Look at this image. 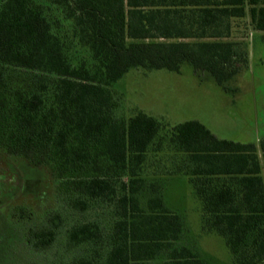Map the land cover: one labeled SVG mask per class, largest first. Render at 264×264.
<instances>
[{
    "label": "trees",
    "instance_id": "obj_1",
    "mask_svg": "<svg viewBox=\"0 0 264 264\" xmlns=\"http://www.w3.org/2000/svg\"><path fill=\"white\" fill-rule=\"evenodd\" d=\"M249 33L264 42V0H0V172L42 167L54 188L39 220L21 204L8 220L69 264H207L164 199L182 175L229 264H264V137L127 115L112 88L186 64L230 91Z\"/></svg>",
    "mask_w": 264,
    "mask_h": 264
},
{
    "label": "rangeland",
    "instance_id": "obj_2",
    "mask_svg": "<svg viewBox=\"0 0 264 264\" xmlns=\"http://www.w3.org/2000/svg\"><path fill=\"white\" fill-rule=\"evenodd\" d=\"M236 39L246 43L248 64L230 82V91L226 92L207 74L194 72L186 64L179 72L131 69L112 87L121 101V111L129 115L141 110L168 124L196 119L218 137L254 141L258 146L259 139L264 137V42L259 34L251 33ZM6 167L0 172L4 185V205L0 207V264H69L68 252H64L62 245L39 250L27 236L26 223L8 220L13 205L19 204L38 220L44 216L54 195L48 173L42 167ZM164 187L166 205L185 219L182 242L197 247L207 264H229L221 239L200 232L198 205L184 176L170 178Z\"/></svg>",
    "mask_w": 264,
    "mask_h": 264
}]
</instances>
